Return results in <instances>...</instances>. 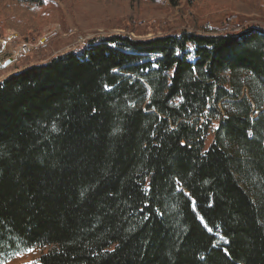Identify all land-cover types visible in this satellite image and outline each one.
I'll return each instance as SVG.
<instances>
[{"label": "trees", "instance_id": "trees-1", "mask_svg": "<svg viewBox=\"0 0 264 264\" xmlns=\"http://www.w3.org/2000/svg\"><path fill=\"white\" fill-rule=\"evenodd\" d=\"M44 6L0 0V35ZM29 250L264 264V28L97 37L1 81L0 264Z\"/></svg>", "mask_w": 264, "mask_h": 264}, {"label": "rangeland", "instance_id": "rangeland-1", "mask_svg": "<svg viewBox=\"0 0 264 264\" xmlns=\"http://www.w3.org/2000/svg\"><path fill=\"white\" fill-rule=\"evenodd\" d=\"M48 0L37 35L25 41L13 29L0 35V82L31 65L84 47L90 39L130 36L149 40L183 31L202 35L264 28V0ZM49 15V16H46ZM212 142L207 139L206 148ZM36 250L5 264H38Z\"/></svg>", "mask_w": 264, "mask_h": 264}, {"label": "snow or ice", "instance_id": "snow-or-ice-1", "mask_svg": "<svg viewBox=\"0 0 264 264\" xmlns=\"http://www.w3.org/2000/svg\"><path fill=\"white\" fill-rule=\"evenodd\" d=\"M43 2L44 3H47L48 2V0H43ZM107 85H105V88L107 89ZM93 111H95V110H93ZM53 130H55V126L53 125ZM249 135H251V133H249ZM177 183H179V182H177ZM201 259H203V256H201Z\"/></svg>", "mask_w": 264, "mask_h": 264}]
</instances>
